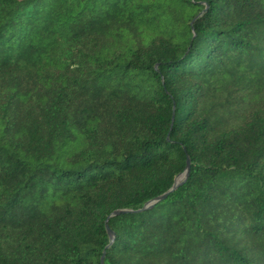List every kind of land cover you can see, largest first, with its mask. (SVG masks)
Listing matches in <instances>:
<instances>
[{"label":"trees","instance_id":"trees-1","mask_svg":"<svg viewBox=\"0 0 264 264\" xmlns=\"http://www.w3.org/2000/svg\"><path fill=\"white\" fill-rule=\"evenodd\" d=\"M0 264H264V0H0Z\"/></svg>","mask_w":264,"mask_h":264},{"label":"water","instance_id":"water-1","mask_svg":"<svg viewBox=\"0 0 264 264\" xmlns=\"http://www.w3.org/2000/svg\"><path fill=\"white\" fill-rule=\"evenodd\" d=\"M189 168H190V161H188V163H187V171H186L184 174L179 175V176L176 178V180H175V184H174V186L172 187V189H171L169 192L163 194L160 198H158V200H161V199L165 198L167 195H169L171 192L175 191L176 189H178L179 186L182 185L184 179H186V177H187V175H188ZM156 201H157V200H156ZM150 205H151V202L148 203V204L144 207V209H146V208L149 207ZM130 212H133V211H129V210H118V211L113 212V213L110 215V217H113V216H115V215H119V214H121V213H130ZM106 228H107V231H108V233L110 234V236H112V232L110 231L108 225H106Z\"/></svg>","mask_w":264,"mask_h":264}]
</instances>
